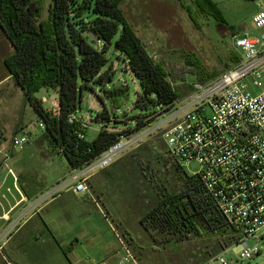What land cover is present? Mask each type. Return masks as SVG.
I'll use <instances>...</instances> for the list:
<instances>
[{"label": "rangeland", "instance_id": "obj_1", "mask_svg": "<svg viewBox=\"0 0 264 264\" xmlns=\"http://www.w3.org/2000/svg\"><path fill=\"white\" fill-rule=\"evenodd\" d=\"M212 1L221 11L224 22L214 15L197 11L192 0L186 2L192 7L196 21L180 0L121 1L126 18L146 45L153 41L159 46V58L164 60L160 62L159 59L160 64L164 66L169 81L182 91L187 88V83L181 82L186 73L189 74V80L209 81L233 66L234 56L242 55V51L235 46L237 35L264 33V26L255 28L252 25L257 11L255 0ZM187 53L197 54L202 65L191 64L187 60L190 57ZM119 55L114 45L107 51L109 62L114 63L117 69L116 82L129 86V100L120 110V117L113 119L114 123L109 126L114 124V128L122 132L125 128L135 127L136 122L132 118L134 114H147L150 110L133 107L138 92L141 91L140 81L134 73L125 69V63ZM183 61L185 66L181 65ZM217 71L215 76H209V73ZM193 73L195 76H192ZM93 86V89L84 91L83 101L77 112L84 118L96 117L97 111L104 107V101L109 104L100 86L96 83ZM45 89H49L45 96L50 102H45L44 105L52 107L51 101L57 100L54 89L43 87L36 95L41 97ZM257 92L258 89L254 91ZM153 109L159 110L155 107ZM174 111L175 108H172L163 113L134 134L147 132ZM40 120L33 104L26 99L24 91L14 79L0 83V140L1 143L5 139L8 141L7 149H1L0 161L5 153L10 154L6 167L0 173V179H6L4 189L0 191L1 204L7 203L11 195L12 191L7 188L12 186V172L16 173L18 167L25 171L24 174L35 179L39 188L46 187L39 199L64 186L70 179L66 156L52 150L49 140L42 136L44 129L38 124ZM102 126L103 122L94 120L87 129V139L92 140ZM17 132L27 134L29 142L24 148L10 152L9 141ZM157 138L161 140L159 133L148 135L144 141L141 140L121 154V157L125 155V162L111 165L108 171L89 180L95 186L93 189L89 188L93 195L90 197L92 202L77 203L71 197L56 199L43 210L40 218L25 225L14 239L7 241L4 247L9 258L16 264H95L106 258L109 250L119 248L120 237L130 246L141 264H220L218 260H214L219 254L234 261L236 256L231 249L217 250V238H191L169 244L160 240L161 243H158L159 240H154L141 225L140 216L156 201L154 189L161 184V178L172 190L180 187L169 162L165 167L156 168L158 165L154 164V159L148 156L145 149L140 153L139 163L136 157H131L142 142ZM160 144L164 147L163 140ZM161 159L160 157L158 161H162L160 165L164 166ZM146 167L155 170L154 177H151L154 182L144 175L142 169ZM183 169L188 175H193L199 169V164L191 162ZM148 173L151 175L149 171ZM61 210L66 218L70 217L68 221L60 218L61 214L58 212ZM64 211H68L69 216ZM121 221L128 226L130 232ZM125 232L127 238L124 236ZM160 238L162 236L158 237ZM259 246L260 252L249 260L251 264H264V234Z\"/></svg>", "mask_w": 264, "mask_h": 264}, {"label": "trees", "instance_id": "obj_2", "mask_svg": "<svg viewBox=\"0 0 264 264\" xmlns=\"http://www.w3.org/2000/svg\"><path fill=\"white\" fill-rule=\"evenodd\" d=\"M121 1L0 0V26L14 47L13 53L5 59L6 70L45 123L42 136L49 140L54 150L67 157L73 168H80L100 156L120 135H132L149 125L171 110L178 98L191 91V85L182 91L169 81L164 66L152 58L147 45L126 18ZM180 1L196 21L192 7L186 0ZM192 2L200 13L214 15L224 22L212 0ZM113 45L120 53L125 69L140 81L141 91L133 107L150 110L147 114H134L135 127L125 128L122 132L117 131L114 124L109 126L114 123L113 119L120 117V110L129 100V86L115 81L117 69L107 56ZM187 55L191 64L202 65L197 54ZM233 59L236 63L241 56ZM217 73H209V76ZM93 83L100 86L109 104L101 97L104 107L92 122L101 121L103 126L92 140H88L87 129L71 123L69 117L78 112L84 91L93 89ZM43 87L57 91V114L45 107L42 98L36 95ZM77 130L86 137L81 138ZM162 140V137L161 140H145L131 157H136L139 163L140 153L145 149L158 165L156 168L165 167L169 162L180 187L172 190L161 178V184L154 189L156 201L140 216L143 228L154 240H159L158 243L160 240L169 244L191 238H217V250L235 244L239 239L236 229L207 192L200 176L188 175L171 155L164 140V147L160 144ZM160 157L164 166L158 161ZM142 170L148 180L154 182L151 177L155 170L147 167ZM88 187L93 189L95 186L89 182ZM159 236L162 238L158 239Z\"/></svg>", "mask_w": 264, "mask_h": 264}, {"label": "built area", "instance_id": "obj_3", "mask_svg": "<svg viewBox=\"0 0 264 264\" xmlns=\"http://www.w3.org/2000/svg\"><path fill=\"white\" fill-rule=\"evenodd\" d=\"M255 3L257 11L252 25L259 28L264 26V1ZM235 46L242 51L238 62L209 81L189 80V74H184L181 82L191 85V91L176 100L172 107L175 111L168 118L143 134L120 135L85 165V172L108 168L126 149L148 135L159 133L182 167L191 162L199 164L193 175L200 176L207 192L239 235L238 241L226 248L235 254L234 261L221 254L214 260L220 264H251L249 260L260 252L264 234V33L236 36ZM150 55L159 62L154 51ZM181 65L185 66V62ZM256 89L259 92L254 93ZM53 105L52 113L57 114L58 100ZM69 121L84 129L92 124L91 117L84 118L77 112ZM38 124L45 128L43 120ZM77 134L86 137L81 130ZM29 139L25 133L14 134L8 150L24 148ZM72 181L75 192L89 191L82 174ZM21 220L0 233V264H16L4 246ZM119 239L116 252L95 264H141L125 240Z\"/></svg>", "mask_w": 264, "mask_h": 264}, {"label": "crops", "instance_id": "obj_4", "mask_svg": "<svg viewBox=\"0 0 264 264\" xmlns=\"http://www.w3.org/2000/svg\"><path fill=\"white\" fill-rule=\"evenodd\" d=\"M255 14H256V12H255ZM245 34H247V33H245ZM245 34L243 33V34H240L237 36H241V35H245ZM139 37H140V35H139ZM147 49H148L149 53L154 51L158 55V57H161V55L159 53L160 52L159 46L155 42L150 41V43L147 45ZM13 51H14V47H13L10 39L8 38L6 32L3 30V28L0 26V83H4L6 80H10V79L15 80V78L7 72L6 67H5V63H4L5 59L9 55H11L13 53ZM163 61L164 60L160 59V62H163ZM234 64H235V62H234ZM192 76H195L194 73L192 74ZM48 91H49V89H45V92L41 96L44 103L50 102L49 99L45 96L46 93H48ZM54 94H55V98H57V100H58V93L56 90H54ZM51 104H52V107L50 106L47 108L50 111H53L54 105H53L52 101H51ZM99 111H100V109H99ZM17 133H15V134H17ZM86 136H87V132H86ZM6 143H8L7 139L3 140L2 143H0V150L2 149L4 151L5 149H7ZM52 150H54V149L52 148ZM54 151H56V150H54ZM50 153L52 154V152H50ZM50 153H48V157H49ZM124 156H122V157L120 156L112 164V166H116V165L122 163ZM9 158H10V156L9 157H6L5 155L3 156V159L0 161V173H1V170L6 167L7 162L9 161ZM66 159H67V157H66ZM67 162H68V167H69L68 169H69L70 179L64 184V186H61V187L51 191L50 193L44 195L41 199H39V197L41 195H43V192L46 189V187H40L39 188V185L37 184L36 180L33 179L32 177H29V175L27 173L24 174L25 171L19 167L17 168L16 173L12 172L13 173V175H12L13 176L12 186L7 188L8 191H10V192L12 191L11 195H10L7 203L1 204L2 200L0 199V204H1L0 205V233H4L8 229H10L11 226L13 224H15V222L17 220H19L21 218L23 220L20 221V223L11 230L9 239L7 241H9L10 239H14L16 237V235L22 230V228L25 225L29 224L32 221H36L38 218H40L43 210H45L48 206H50L56 199H59L61 197H67V198L71 197L73 199V201L77 202V203H84L86 201L92 202L90 200V197L93 195H92L90 189H89V191L82 192V193L81 192L77 193L74 191V189H73L74 182L72 181L73 178L78 174H82L86 178V182L88 184L89 182H91L89 180L95 178L97 176V174L104 172V170H106V169L109 170L110 167H112V166H110L106 169H102V170L95 171V172H85L86 171L85 165L80 167V168H73L68 159H67ZM5 181H6L5 177L2 180L0 179V191L4 189V186L6 184ZM34 201H36V202H34ZM64 212L68 215V211H64ZM58 214H61L60 218H62L63 220L68 221L70 218V217L66 218V216L63 215L62 210H61V212H58ZM53 218L55 219L56 217H53ZM44 225H47V224L44 223ZM122 225L125 227V229H128V226L126 227L124 222H122ZM128 232H130L129 229H128ZM124 236L127 238V232H125ZM115 252H116V250H109V252L106 254V257L111 256Z\"/></svg>", "mask_w": 264, "mask_h": 264}, {"label": "water", "instance_id": "obj_5", "mask_svg": "<svg viewBox=\"0 0 264 264\" xmlns=\"http://www.w3.org/2000/svg\"><path fill=\"white\" fill-rule=\"evenodd\" d=\"M89 33H90V35H91L93 38H95V35H94V33H93L92 31H89Z\"/></svg>", "mask_w": 264, "mask_h": 264}]
</instances>
